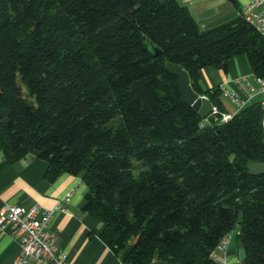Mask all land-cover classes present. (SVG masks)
<instances>
[{"label": "trees", "instance_id": "trees-1", "mask_svg": "<svg viewBox=\"0 0 264 264\" xmlns=\"http://www.w3.org/2000/svg\"><path fill=\"white\" fill-rule=\"evenodd\" d=\"M240 55L264 79L255 25L203 33L179 0H0L2 149L46 161L51 182L81 177L83 210L123 264H218L236 229L243 264H264V174L249 172L264 162L261 100L222 121V89L201 85ZM175 65L215 121L184 101Z\"/></svg>", "mask_w": 264, "mask_h": 264}, {"label": "crops", "instance_id": "crops-1", "mask_svg": "<svg viewBox=\"0 0 264 264\" xmlns=\"http://www.w3.org/2000/svg\"><path fill=\"white\" fill-rule=\"evenodd\" d=\"M179 1L189 8L204 33L235 21L241 17L243 8L254 0ZM243 79L257 86L242 55L231 59L227 72L216 67L201 71L202 87H220L222 98L230 100L237 110L235 113L239 111V106L230 95L236 94L242 98L244 93L239 82ZM261 99L262 95L255 98ZM224 104L226 114L233 116ZM28 158L9 163L0 143V211L9 204L25 207L38 204L44 209L53 210L49 228L58 234L59 254L67 264H123L121 257L101 238L104 224L83 210L88 189L82 178L64 173L51 182L47 178L48 163L36 158L27 163ZM20 251V240L14 230L10 226L0 227V264H13ZM219 256L226 257L223 252H219ZM227 257L230 264L242 262L236 236L232 237ZM151 264L171 263L155 260Z\"/></svg>", "mask_w": 264, "mask_h": 264}, {"label": "built area", "instance_id": "built-area-1", "mask_svg": "<svg viewBox=\"0 0 264 264\" xmlns=\"http://www.w3.org/2000/svg\"><path fill=\"white\" fill-rule=\"evenodd\" d=\"M258 8H261V10L258 11ZM241 16L264 34V2L262 0H254L246 5ZM255 79L257 86H253L246 79L239 82L244 93L242 98L236 94L230 95L236 105L239 106V111L255 101L258 95H262L261 105L264 111V79ZM226 95L229 94L226 93ZM203 97L207 98L206 96ZM218 114V107L213 105L212 115L217 119ZM231 118L232 115L230 114L225 113L222 115V121H228ZM53 213V210L44 209L38 204L28 207L9 204L0 211V227L10 226L19 237L21 244L20 254L13 264H35L36 262L67 264L59 254L58 234L49 228ZM232 237L233 233L225 235L213 253L218 264H230L227 254ZM219 252H223L226 257H220Z\"/></svg>", "mask_w": 264, "mask_h": 264}, {"label": "water", "instance_id": "water-1", "mask_svg": "<svg viewBox=\"0 0 264 264\" xmlns=\"http://www.w3.org/2000/svg\"><path fill=\"white\" fill-rule=\"evenodd\" d=\"M156 52L157 54L160 53L158 50ZM174 72L179 79V87L184 101L188 105L192 106L199 113V116L202 119L215 121L216 118L212 115L213 103L208 98L203 97V95H200L193 89L188 72L179 65L174 66ZM33 159L34 157L28 158L27 163L32 162ZM249 172L253 175L264 174V162L252 163L249 167ZM239 223H242V214L240 216ZM239 257L242 262L247 259L246 250L242 241H239Z\"/></svg>", "mask_w": 264, "mask_h": 264}, {"label": "rangeland", "instance_id": "rangeland-1", "mask_svg": "<svg viewBox=\"0 0 264 264\" xmlns=\"http://www.w3.org/2000/svg\"><path fill=\"white\" fill-rule=\"evenodd\" d=\"M242 56H243L244 59L247 61V64H248L249 69H251V68H250V63H249L248 58H247L245 55H242ZM238 57H239V56H238ZM236 59H238V58H236ZM25 90H27L26 87H25ZM223 99H224V102L226 103V105L228 106V108H229L231 114H235V112L237 111L236 108H235V106H234V105L230 102V100H228L227 98H223ZM233 106H234V107H233ZM209 122H210L209 120H204V123H206V124H208ZM237 233H238V229L234 230V231H233V236H236Z\"/></svg>", "mask_w": 264, "mask_h": 264}]
</instances>
